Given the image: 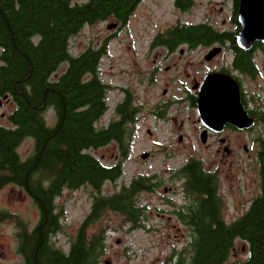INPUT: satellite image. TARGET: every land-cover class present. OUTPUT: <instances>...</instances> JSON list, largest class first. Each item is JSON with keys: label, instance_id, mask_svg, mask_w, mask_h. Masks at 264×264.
Masks as SVG:
<instances>
[{"label": "trees", "instance_id": "1", "mask_svg": "<svg viewBox=\"0 0 264 264\" xmlns=\"http://www.w3.org/2000/svg\"><path fill=\"white\" fill-rule=\"evenodd\" d=\"M228 1L232 29L216 28L209 21L176 22L158 33L153 44L169 50L213 44L239 48L235 36L239 0ZM140 2L0 0V46L7 60L6 66L0 65V88L6 87L14 101L12 125L0 126V187L6 183L24 187L39 213L36 226L21 237L24 264H100L112 226L101 223L91 228L107 211L123 215L129 229L145 224L146 207L139 195L154 190L157 175H138L117 190L102 193L106 181L116 182L123 173L140 106L124 88L109 120L98 125L109 108V85L98 74L105 45L89 44L77 54L69 51L70 38L84 25L111 19L124 26ZM173 5L187 12L194 0H173ZM254 47L264 49V42L256 41ZM62 63L65 67L57 73ZM245 64L250 65L247 59ZM49 109L53 123L47 121ZM26 138L32 140V152L22 158L17 147ZM111 142L119 157L109 164L95 150ZM256 159L258 191L232 220L223 216L219 175L202 158L191 155L174 171L181 179L184 201L173 213L188 227V237L162 264H223L237 239L246 244L247 255L236 264H264V141ZM84 185L93 192L89 211L64 250L52 239L62 230V207L55 200L64 189Z\"/></svg>", "mask_w": 264, "mask_h": 264}, {"label": "rangeland", "instance_id": "2", "mask_svg": "<svg viewBox=\"0 0 264 264\" xmlns=\"http://www.w3.org/2000/svg\"><path fill=\"white\" fill-rule=\"evenodd\" d=\"M231 12L228 0H194V5L187 12L177 10L173 0H141L124 26L108 28L107 24L113 22L109 19L84 25L70 38L69 51L72 54L79 53L89 44L105 45L98 74L109 85L106 93L109 108L98 125L109 120L112 108L124 96V88L132 93L134 102L140 106L133 124L129 151L122 162L123 173L116 182L106 181L102 193H111L121 183H128L138 175L155 174L159 182L154 191L139 195L140 204L146 207L143 227L129 229L124 216L114 211H107L93 225L91 229L98 228L101 223L112 226L106 234L107 247L100 264H162L170 253L186 243L188 227L173 213L174 207L184 201L181 179L174 171L191 155L202 158L207 168L217 171L225 200L223 216L226 220L240 214L257 193L259 178L252 131L227 128L222 134L208 133L203 142L200 136L202 123L196 108L186 101H177L183 95L179 81H186L191 90V78L200 80L208 70L218 67L220 61L225 62L229 58L228 49L223 47L221 52L206 59L205 55L212 46L197 47L190 52L181 50L184 47L180 46L172 55L165 57L164 48L158 43L153 44L158 33L176 22L209 21L216 28L232 29ZM64 67L65 63H62L57 73ZM184 68L190 74L186 80ZM262 87L259 92L264 97L263 83ZM164 103L163 117H158L153 111L158 109V104ZM46 115L48 123L55 121L52 110L49 109ZM222 136L229 138L232 152L223 148L219 140ZM244 144L247 149H244ZM17 150L21 157H26L32 152V140L26 138ZM95 152L109 164L119 157L114 142L99 147ZM10 188L7 186L0 190V208L15 211L20 219H24L27 229L32 228L39 216L37 206L27 193L21 198L16 187L14 193ZM92 194V188L84 185L74 190L64 189L56 197L55 201L63 212L62 230L52 239L62 249H67L70 238L88 213ZM169 199L172 201H167ZM15 221L13 215L0 221V243L4 244V259L9 263L18 258L14 251ZM246 255V244L237 239L231 256L223 264H236Z\"/></svg>", "mask_w": 264, "mask_h": 264}, {"label": "flooded vegetation", "instance_id": "3", "mask_svg": "<svg viewBox=\"0 0 264 264\" xmlns=\"http://www.w3.org/2000/svg\"><path fill=\"white\" fill-rule=\"evenodd\" d=\"M118 26L119 24H117V27ZM258 42L262 43L264 41H258ZM228 43L229 45H232V42H228ZM254 44L249 49H245L241 47L234 49L228 46L227 49L229 51V58L225 62L224 60L220 61V64L218 67L208 70L205 73V75L211 71H222V72L231 74L237 81L238 88H239L240 102L243 106V109L247 112L248 116L253 118V122L249 127L240 128L228 122L218 131L208 129V133L212 132L216 134H219V133L222 134V132L227 128H232V129L240 130V131L241 130L252 131V134L254 136L252 142L256 144V151H257L258 149L262 148V142L264 141V97L259 92L263 88L262 83L264 84V49L259 48V47H254ZM161 46L164 48L165 57L172 55L180 47L179 46L174 50H169L168 47L163 46V45ZM182 47H184V49H181V50H185L186 52H190L194 50L195 48H197V47L188 48L186 46H182ZM222 49H223V46H221L220 52L222 51ZM3 53H4V48L3 46L2 47L0 46V65L6 66L7 60L2 55ZM246 59L250 63L249 66H246L245 64ZM183 71L186 72L184 76V79L186 80V76L188 77L190 76V74L186 70V68H184ZM205 75L200 80H197L194 77L191 78V81H192L191 90L188 87L187 82L181 79L179 81V85L181 84L180 87L183 90V95L182 97H178L177 101L178 102L186 101L188 104H190L191 107L196 108L197 110V107H196L197 92L199 90V86L201 85ZM13 108H14V101L11 98L8 92V89L6 87L0 88V126L9 128L12 125L9 120V114ZM164 109H165V103L161 105L158 104V109L156 111L154 110L156 112L155 114L158 117H163ZM255 126H256V129H255ZM203 128L204 126L202 125L201 129ZM254 130L255 132H253ZM221 138H223L224 140L221 141ZM219 140L222 143L224 149H227L228 152H232V149L229 147V142H230L229 138H227L226 136H222V137H219ZM244 149H247L246 144H244ZM22 158H25V157H22ZM7 186L12 187L10 188L12 190L11 193H14L13 190H14V187H16L18 189V194L19 196H21V198H23L22 194H26L25 188L15 183H6L0 187V190ZM155 189L156 188H154V190ZM167 201L170 202L172 200L169 199ZM9 215H13L16 217V221L13 222L15 224L14 226L15 230H14L13 235L15 236V241H16L14 245L15 246L14 251L18 255V258L12 263L5 262L4 244L0 243V264H24V255L21 249L22 240H23L22 238L24 237L23 234L26 230L31 231L36 226L39 220V216L34 226H32V228L30 229H27L24 219L23 218L20 219V216L18 217L15 214V211H10L5 208L4 209L0 208V221H2L3 219H8ZM1 217H4V218L2 219ZM0 241H2L1 238H0Z\"/></svg>", "mask_w": 264, "mask_h": 264}, {"label": "water", "instance_id": "4", "mask_svg": "<svg viewBox=\"0 0 264 264\" xmlns=\"http://www.w3.org/2000/svg\"><path fill=\"white\" fill-rule=\"evenodd\" d=\"M237 21L235 36L239 47L249 49L255 41H264V0H239ZM116 25L117 22L113 21L107 27ZM220 50V45L212 46L205 55L206 59L212 58ZM196 107L204 126L200 133L203 142L207 139L208 129L218 131L228 122L243 128L253 122L240 102L237 81L226 72L211 71L205 75L197 92Z\"/></svg>", "mask_w": 264, "mask_h": 264}]
</instances>
